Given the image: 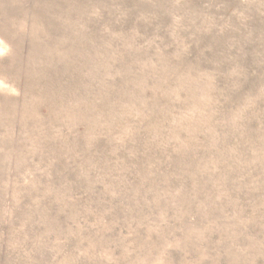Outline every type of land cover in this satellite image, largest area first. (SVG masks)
<instances>
[{"label": "rangeland", "instance_id": "374dc122", "mask_svg": "<svg viewBox=\"0 0 264 264\" xmlns=\"http://www.w3.org/2000/svg\"><path fill=\"white\" fill-rule=\"evenodd\" d=\"M0 264H264V0H0Z\"/></svg>", "mask_w": 264, "mask_h": 264}]
</instances>
